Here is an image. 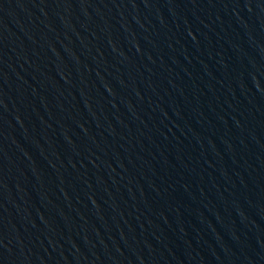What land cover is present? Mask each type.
<instances>
[{"label":"water","instance_id":"95a60500","mask_svg":"<svg viewBox=\"0 0 264 264\" xmlns=\"http://www.w3.org/2000/svg\"><path fill=\"white\" fill-rule=\"evenodd\" d=\"M0 264H264V0H0Z\"/></svg>","mask_w":264,"mask_h":264}]
</instances>
